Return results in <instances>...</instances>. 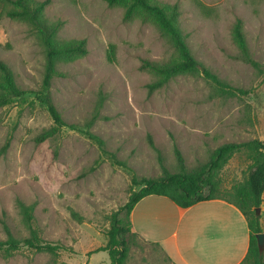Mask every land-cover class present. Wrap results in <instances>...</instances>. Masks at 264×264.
Here are the masks:
<instances>
[{"label": "rangeland", "instance_id": "1", "mask_svg": "<svg viewBox=\"0 0 264 264\" xmlns=\"http://www.w3.org/2000/svg\"><path fill=\"white\" fill-rule=\"evenodd\" d=\"M156 1L177 12L202 66L251 93L230 97L202 74L178 75L151 93L158 76L146 62L181 59L153 16L137 9L125 19L128 3L50 0L44 21L59 25L56 42L85 41L88 54L57 60L49 92L69 126L43 143L37 138L54 126L41 99L46 49L30 23L7 17L13 6L0 2V61L25 92L0 103V241L9 233L30 237L22 202L34 206L32 225L40 237L64 246L56 255L25 246L2 251L0 264H111L108 252H91L107 246L111 217L141 189L134 180L161 178L164 168L180 173L176 148L191 173L223 143L264 141V0ZM238 22L261 72L243 59L234 35ZM250 165L246 154L236 155L220 174L221 188L244 182ZM130 241L127 264H172L138 236Z\"/></svg>", "mask_w": 264, "mask_h": 264}, {"label": "trees", "instance_id": "2", "mask_svg": "<svg viewBox=\"0 0 264 264\" xmlns=\"http://www.w3.org/2000/svg\"><path fill=\"white\" fill-rule=\"evenodd\" d=\"M113 6L120 3H128L125 12V19H130L137 9H142L153 16L163 31L170 36L175 48L180 54V60L174 63L156 64L147 61L145 67L153 71L158 79L149 86L150 92H155L167 85L174 77L183 74L199 75L213 84L218 90L230 97L246 96L251 90L235 88L223 81L218 75L202 64L192 55L187 38L176 23L177 12H169L167 8L156 0H105ZM1 3L10 4L12 9L5 12L11 19L25 20L30 23L35 32L39 35L42 44L46 49L47 65L44 85L46 93L41 96L42 101L47 105L54 120V126L45 130L38 138V143H43L55 137L64 127L69 125L59 113L51 93L52 80L56 74L57 60L66 55H87L85 41H74L66 44H58L56 35L59 25L51 26L44 21V12L50 5V0H0ZM2 16V14H0ZM235 40L242 52L245 62L258 71H262L260 64L255 61L249 51L248 43L244 35L241 22H238L235 31ZM0 70L4 80L0 84L5 93L0 96V103L6 105L9 96L19 97L25 92L19 90L15 84L14 76L10 68L0 61ZM97 116H95V119ZM95 119L91 123H94ZM88 135L99 143H103L98 136L92 133ZM152 145L154 146V142ZM10 143L3 148L7 151ZM246 154L251 161L248 178L225 191L221 188L220 174L230 161L239 154ZM177 158L182 166V171L177 174L170 173L164 168V176L157 179H143L139 182L134 180V185L140 186L130 196L128 203L111 217V229L108 233L109 242L107 246L97 249L93 253L108 252L111 264H127L132 242L130 238L138 235L132 231L131 213L135 207L146 197L156 195L171 199L182 208H189L197 203L210 200H224L236 207L245 215L251 230V246L249 254L243 264H264V250L260 251L257 235L264 233L262 227V216L258 213L263 205L264 199V141L252 139L246 142H226L221 144L212 154L209 163L201 169L188 173L185 169V161L179 148H176ZM121 165V164H119ZM21 208L27 216L31 235L28 238L17 239L9 233L8 239L0 241V252L17 251L21 247H29L37 252H44L56 255L64 246L55 245L43 240L37 229L32 225L34 206L27 207L22 202ZM125 213V217L121 214Z\"/></svg>", "mask_w": 264, "mask_h": 264}, {"label": "crops", "instance_id": "3", "mask_svg": "<svg viewBox=\"0 0 264 264\" xmlns=\"http://www.w3.org/2000/svg\"><path fill=\"white\" fill-rule=\"evenodd\" d=\"M261 210L264 229V202ZM130 219L133 233L172 264H243L249 254L248 220L224 200L182 208L168 197L152 195L135 207Z\"/></svg>", "mask_w": 264, "mask_h": 264}, {"label": "water", "instance_id": "4", "mask_svg": "<svg viewBox=\"0 0 264 264\" xmlns=\"http://www.w3.org/2000/svg\"><path fill=\"white\" fill-rule=\"evenodd\" d=\"M258 213L259 214L261 213V208L258 209ZM257 238H258V245H259L260 251L263 252V250H264V233L258 234Z\"/></svg>", "mask_w": 264, "mask_h": 264}]
</instances>
